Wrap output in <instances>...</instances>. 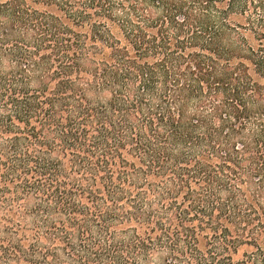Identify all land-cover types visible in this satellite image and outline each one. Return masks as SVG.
I'll list each match as a JSON object with an SVG mask.
<instances>
[{"label":"trees","instance_id":"trees-1","mask_svg":"<svg viewBox=\"0 0 264 264\" xmlns=\"http://www.w3.org/2000/svg\"><path fill=\"white\" fill-rule=\"evenodd\" d=\"M0 264H264V0L0 1Z\"/></svg>","mask_w":264,"mask_h":264},{"label":"rangeland","instance_id":"rangeland-1","mask_svg":"<svg viewBox=\"0 0 264 264\" xmlns=\"http://www.w3.org/2000/svg\"><path fill=\"white\" fill-rule=\"evenodd\" d=\"M0 1H2V0H0Z\"/></svg>","mask_w":264,"mask_h":264}]
</instances>
